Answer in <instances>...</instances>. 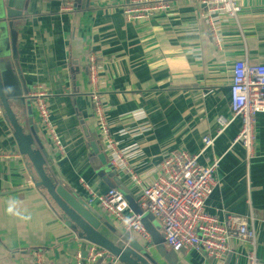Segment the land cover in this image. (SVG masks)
I'll use <instances>...</instances> for the list:
<instances>
[{
	"label": "crops",
	"instance_id": "crops-1",
	"mask_svg": "<svg viewBox=\"0 0 264 264\" xmlns=\"http://www.w3.org/2000/svg\"><path fill=\"white\" fill-rule=\"evenodd\" d=\"M129 1L74 0L73 11L67 12L61 10L60 0H24L27 14L14 29L16 56L2 61L7 69L2 72L27 89L23 104L37 124L44 169L85 203L90 198L85 184L97 194L114 187L137 209L142 187L160 172L162 153L197 154L202 139L213 137L212 146L198 157L205 165L219 160V183L205 211L218 219L228 214L247 220L251 216L256 240L264 245V113L254 118V156L248 167L243 147L232 144L240 120L217 134V119L230 117L234 62L264 64V0H239L237 22L225 13H213L220 50L199 0L175 1L167 12L138 21L123 16L122 6ZM91 55L105 122L130 170L109 163L92 112L87 73ZM38 87L46 95L61 151L35 108L31 93ZM9 103L22 114V103ZM90 143L105 155V165ZM34 178L0 106V264H36L35 252L41 253L43 264H76L75 254L88 244L63 224L47 192L34 187ZM89 207L108 223L98 230L106 239L121 244L126 238L142 245L156 264H248L249 247L239 240L229 241L228 255L218 262L203 249L173 251L159 220L145 210L141 212L147 240L124 231L97 206Z\"/></svg>",
	"mask_w": 264,
	"mask_h": 264
},
{
	"label": "built area",
	"instance_id": "built-area-1",
	"mask_svg": "<svg viewBox=\"0 0 264 264\" xmlns=\"http://www.w3.org/2000/svg\"><path fill=\"white\" fill-rule=\"evenodd\" d=\"M179 0H131L122 6L127 21L147 19L154 13L167 12L172 3ZM205 6L204 16L209 24L214 44L221 49L220 40L214 29L213 13L222 12L235 22L240 12L239 0H199ZM61 10L72 12L74 0H60ZM97 64L94 57H88L87 73L91 87V106L94 116L100 124L101 136L109 153V163L117 169L130 170L124 152L111 136L104 118L101 104ZM35 108L44 127L52 139L53 145L62 150L61 139L52 123L46 95L39 87L31 93ZM229 118H218L221 133L233 120L239 119L241 126L232 144H240L244 150L245 165L248 167L253 158L254 118L264 113V64H250L247 59L234 62L228 91ZM215 138L204 137L202 149L197 154L186 151H167L160 155V172L148 186L142 187L138 204L142 210L154 215L160 222L166 244L175 252L203 249L205 253L222 262L229 253L228 244L236 239L248 245V264H258L264 259V245L257 242L253 219L228 214L217 218L205 211L206 204L218 186L216 171L219 160L210 165L198 161L199 155L211 147ZM134 180L138 182L136 175ZM90 194L88 205H95L109 215L121 228L137 233L142 239H148L142 213L134 212L124 194L110 187L103 194L95 193L87 184ZM250 202V199L247 201ZM250 204V203H249ZM76 239V238H75ZM77 240V239H76ZM36 264H43L40 252H35ZM76 264H118L117 257L104 248L88 244L87 248L75 254Z\"/></svg>",
	"mask_w": 264,
	"mask_h": 264
},
{
	"label": "water",
	"instance_id": "water-1",
	"mask_svg": "<svg viewBox=\"0 0 264 264\" xmlns=\"http://www.w3.org/2000/svg\"><path fill=\"white\" fill-rule=\"evenodd\" d=\"M23 4L24 0H0V106L12 129L17 151L36 173L34 187L47 192L63 224L85 243L106 249L123 264H156L142 245L128 243L126 238L121 239V244L106 239L98 230L101 225L108 226V223L76 193L67 190L44 169V150L38 138L37 124L27 115L23 104L27 89L22 85H15V78L7 77L2 72L7 70L2 67V61L16 56L14 29L18 28L21 18L27 14ZM11 99L22 103V114L13 111L9 103ZM90 145L93 153L105 165V155L98 153L93 143Z\"/></svg>",
	"mask_w": 264,
	"mask_h": 264
},
{
	"label": "rangeland",
	"instance_id": "rangeland-1",
	"mask_svg": "<svg viewBox=\"0 0 264 264\" xmlns=\"http://www.w3.org/2000/svg\"><path fill=\"white\" fill-rule=\"evenodd\" d=\"M129 206H130V208H131L134 212H140V213H142V212H141L142 209L140 208L139 204H138V205L136 204L137 209H136L133 205H131V204H129ZM142 220H143V217H142Z\"/></svg>",
	"mask_w": 264,
	"mask_h": 264
}]
</instances>
